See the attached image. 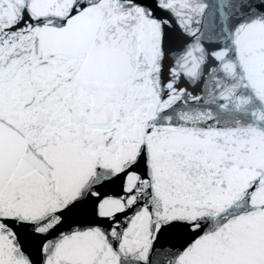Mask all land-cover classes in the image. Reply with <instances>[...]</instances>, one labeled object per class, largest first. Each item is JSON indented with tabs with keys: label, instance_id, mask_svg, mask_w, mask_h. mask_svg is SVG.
<instances>
[{
	"label": "snow or ice",
	"instance_id": "6c2138e0",
	"mask_svg": "<svg viewBox=\"0 0 264 264\" xmlns=\"http://www.w3.org/2000/svg\"><path fill=\"white\" fill-rule=\"evenodd\" d=\"M0 264H264V0H0Z\"/></svg>",
	"mask_w": 264,
	"mask_h": 264
}]
</instances>
